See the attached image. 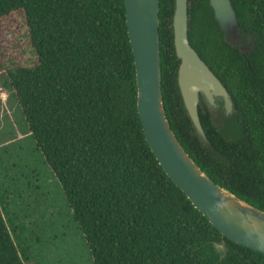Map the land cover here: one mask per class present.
Instances as JSON below:
<instances>
[{"label": "trees", "instance_id": "obj_1", "mask_svg": "<svg viewBox=\"0 0 264 264\" xmlns=\"http://www.w3.org/2000/svg\"><path fill=\"white\" fill-rule=\"evenodd\" d=\"M241 53L224 40L208 0H187L191 47L230 93L218 126L198 108L197 137L177 85L174 0H159L161 93L185 151L216 184L264 211V0H230ZM21 11L36 55L3 71L43 162L57 179L93 264H264L231 241L159 165L143 135L124 0H0ZM2 164L0 162V170ZM0 184V264L33 260Z\"/></svg>", "mask_w": 264, "mask_h": 264}, {"label": "water", "instance_id": "obj_2", "mask_svg": "<svg viewBox=\"0 0 264 264\" xmlns=\"http://www.w3.org/2000/svg\"><path fill=\"white\" fill-rule=\"evenodd\" d=\"M158 3L159 0H124L137 86L136 108L145 141L166 175L221 235L264 254V211L211 180L170 127L161 93ZM208 3L224 40L241 53L248 51L249 42L242 41L231 1ZM187 7V0H174L171 27L179 60L176 80L197 137L209 145L199 119V99L202 97L205 108H209L219 98L227 112L234 109V104L225 86L189 44Z\"/></svg>", "mask_w": 264, "mask_h": 264}, {"label": "rangeland", "instance_id": "obj_3", "mask_svg": "<svg viewBox=\"0 0 264 264\" xmlns=\"http://www.w3.org/2000/svg\"><path fill=\"white\" fill-rule=\"evenodd\" d=\"M36 60L22 12L0 17V184L9 212L25 225L20 235L33 255L26 264H93L60 185L35 148L3 76L13 64L31 66Z\"/></svg>", "mask_w": 264, "mask_h": 264}, {"label": "flooded vegetation", "instance_id": "obj_4", "mask_svg": "<svg viewBox=\"0 0 264 264\" xmlns=\"http://www.w3.org/2000/svg\"><path fill=\"white\" fill-rule=\"evenodd\" d=\"M199 108L205 112V110L209 113L210 118H212L213 123L217 120L220 116L232 117L234 113V109H231L227 112L225 106L223 105V101L219 98L215 99V105L209 106V108H205V102L202 97L199 99ZM217 124V123H216ZM214 124L215 126H217Z\"/></svg>", "mask_w": 264, "mask_h": 264}]
</instances>
